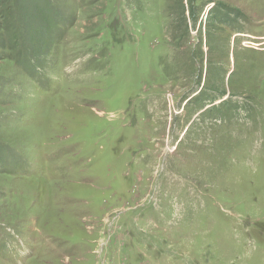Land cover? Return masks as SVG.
I'll use <instances>...</instances> for the list:
<instances>
[{
	"label": "rangeland",
	"instance_id": "1",
	"mask_svg": "<svg viewBox=\"0 0 264 264\" xmlns=\"http://www.w3.org/2000/svg\"><path fill=\"white\" fill-rule=\"evenodd\" d=\"M0 264H264V0H0Z\"/></svg>",
	"mask_w": 264,
	"mask_h": 264
},
{
	"label": "bare ground",
	"instance_id": "2",
	"mask_svg": "<svg viewBox=\"0 0 264 264\" xmlns=\"http://www.w3.org/2000/svg\"><path fill=\"white\" fill-rule=\"evenodd\" d=\"M235 130V129H234Z\"/></svg>",
	"mask_w": 264,
	"mask_h": 264
}]
</instances>
